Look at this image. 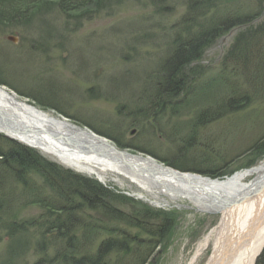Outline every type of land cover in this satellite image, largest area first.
Instances as JSON below:
<instances>
[{
    "label": "rangeland",
    "instance_id": "374dc122",
    "mask_svg": "<svg viewBox=\"0 0 264 264\" xmlns=\"http://www.w3.org/2000/svg\"><path fill=\"white\" fill-rule=\"evenodd\" d=\"M30 1L32 8L17 9L20 21L8 20L5 10L0 14L4 86L121 151L187 174L225 179L264 164V0H216L206 13H188L189 0L168 1L172 11L166 13L148 0H109L112 7L101 13L66 15L51 0ZM241 10L263 13H235ZM252 16L251 23L212 36L190 70L175 72L171 84L183 88L163 96L166 69L183 44L215 24ZM12 146L0 139V153ZM1 161L0 156V264H52L70 239L80 241L81 256H96L111 240L125 243V250L108 256V264H191L221 221L220 212H201L164 196L157 208L140 199L139 187L114 175L106 187L130 201L112 206L127 217L116 220L102 207L85 205L66 175L19 172L11 164L5 169ZM70 215L78 227L53 230ZM19 223L30 232L17 236L22 244L10 251L8 231ZM9 251H17L14 259ZM211 255L212 246L195 264H208Z\"/></svg>",
    "mask_w": 264,
    "mask_h": 264
},
{
    "label": "bare ground",
    "instance_id": "6f19581e",
    "mask_svg": "<svg viewBox=\"0 0 264 264\" xmlns=\"http://www.w3.org/2000/svg\"><path fill=\"white\" fill-rule=\"evenodd\" d=\"M31 98L34 97L22 98L0 83V134L4 136L0 135V139L35 149L52 158L51 163L63 173L87 175L104 187L116 175L139 187L143 192L140 199H150L157 208H161L164 196L173 202L190 203L201 212H220L219 226L199 245L191 264L210 246L208 264H256L264 250V164L225 179L187 174L150 156L121 151L65 116L47 111L35 99L36 103L31 104ZM2 165L6 169L7 165ZM62 171H52L50 175H60ZM248 179L253 180L249 183ZM66 223L70 229L75 226L72 215Z\"/></svg>",
    "mask_w": 264,
    "mask_h": 264
},
{
    "label": "trees",
    "instance_id": "16d2710c",
    "mask_svg": "<svg viewBox=\"0 0 264 264\" xmlns=\"http://www.w3.org/2000/svg\"><path fill=\"white\" fill-rule=\"evenodd\" d=\"M37 4H41L44 0H37ZM48 1V0H45ZM44 1V2H45ZM50 1V0H49ZM61 11L63 14H69V13H83L87 11V13H90V11L93 9L95 13H101L102 11H105L108 8H111L112 5L108 2L109 0H51ZM150 1L159 11L163 12H171V8H169L168 5L165 3L172 2V1H178V0H148ZM6 1L5 3L1 4L0 1V14L3 13L5 10L4 14L7 13L9 16L7 19L10 21H15V20H21L20 13L17 12V9H20L24 4L26 6H30L32 8V3L30 0H27V2L21 3L20 1ZM216 4V0H189V6H188V13H206L210 11L211 9V4L214 3ZM44 4H47L46 2ZM17 6V8H16ZM241 6H235L233 8L235 9H240ZM15 12H13V11ZM27 10V8H26ZM38 10V9H37ZM36 10V11H37ZM39 11V10H38ZM37 11V12H38ZM92 11V13H93ZM165 12V13H166ZM264 12V11H263ZM260 11L256 10H249V11H235V13H263ZM11 15H10V14ZM40 13V12H38ZM6 18V17H5ZM253 20L252 17H244L242 20L239 19V17L231 20L224 22L222 24H219L220 26L214 25V28L211 29V31H206L200 33L196 36L191 38L189 41H187L186 44L182 45V48H180L177 52V54L174 55V58L171 62V64L168 66L169 69H166V75L168 74V82L163 85V91L165 92L163 96H169L170 94H175L177 89L180 90V85L178 83L171 84L174 82L175 75L178 74L175 72L177 69H182L181 71H187L190 70V65L193 63L194 60L199 59V53L204 50L208 45L207 42L208 40L214 36L220 33L221 30H231L236 27H241L245 26V24L251 23ZM180 71V72H181ZM170 77V78H169ZM167 80V79H166ZM171 84V85H170ZM170 86H174L170 88ZM168 87V88H167ZM176 90H173L175 89ZM183 88V87H182ZM162 96V95H159ZM10 144L14 145L13 151H9L6 154L0 153V156L2 158V163H5V165L8 166V164L14 165L13 167L19 168L21 171L25 173H30L32 170H43V172H48L51 173L52 171H62L61 168L57 167L50 161H45L42 156L35 152L32 149H29L23 145H20L16 142L10 141ZM41 156V157H40ZM6 161H9L6 163ZM5 166V167H7ZM8 168V167H7ZM61 173L66 175L65 177L68 178L69 180H72L71 182L73 183L72 188H75L77 190V193L82 199V202L85 203L87 206H95L97 207L98 205L105 210L106 213H111V215L115 216L116 220H125L124 218H127L124 216L118 209L113 208L112 206L115 204L116 201L122 202V203H127L130 202L126 197L123 196H117L115 194H112V192L107 188L101 185L100 183H97L95 181H92L91 179L81 177L79 175H72L70 172L67 173ZM216 175V174H215ZM53 177V175H50ZM63 176V175H62ZM64 177V176H63ZM62 177V178H63ZM48 181L55 183L54 178L48 177ZM59 184V181H62L61 179L56 180ZM66 183L65 181H62ZM70 182V181H68ZM50 184L52 187L53 185ZM71 187V186H70ZM70 196L71 193H69ZM76 194V193H75ZM103 198V200H101ZM114 198V199H111ZM97 203H99L97 205ZM115 209V210H114ZM58 212H61L62 214H65L66 212L61 209ZM112 216V217H113ZM175 218H173L171 221L174 222ZM67 222V220L65 221ZM60 221H58L57 224L53 226V230L56 232L63 231L64 229H67L68 225L65 223L63 225ZM20 226L18 225H13L10 228L12 230L8 231L9 235L8 237L11 239L12 244L10 245V251L17 246L22 244L20 240H14L17 239V236L23 235L25 232H30V228L28 227L27 224L25 223H19ZM66 225V227H65ZM172 227V223L170 224ZM31 228H33L30 225ZM92 235H89L88 237L84 236L85 240H90ZM91 237V238H90ZM114 241V240H113ZM112 240L109 243L102 244V246L99 248L97 255L92 256V255H80L81 252V245L80 241H76L75 243L78 245H75L70 239L68 241V244L65 245V247L58 253L57 257L52 259V264L58 263V264H108L107 259L108 256H110L114 252H120V250H125L124 248L126 247V244H120L118 241ZM24 246L26 247V244L24 243ZM124 246V247H123ZM17 249V248H16ZM41 250V248H40ZM9 251L8 256L11 257V259H14L15 255L17 254V251L14 253H11ZM259 264H264V251L262 253V256L258 260ZM257 263V264H258Z\"/></svg>",
    "mask_w": 264,
    "mask_h": 264
},
{
    "label": "water",
    "instance_id": "95a60500",
    "mask_svg": "<svg viewBox=\"0 0 264 264\" xmlns=\"http://www.w3.org/2000/svg\"><path fill=\"white\" fill-rule=\"evenodd\" d=\"M11 41L17 42V39L9 38Z\"/></svg>",
    "mask_w": 264,
    "mask_h": 264
}]
</instances>
